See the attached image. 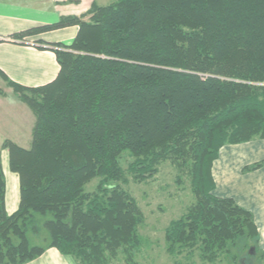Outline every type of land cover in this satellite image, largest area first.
Instances as JSON below:
<instances>
[{"label": "trees", "instance_id": "trees-1", "mask_svg": "<svg viewBox=\"0 0 264 264\" xmlns=\"http://www.w3.org/2000/svg\"><path fill=\"white\" fill-rule=\"evenodd\" d=\"M68 25L78 27L70 45H45L59 66L51 82L25 87L0 72L35 116L29 148L1 145L19 204L6 213L0 157V264H25L46 248L76 264H141L144 214L124 187L165 162L193 197L164 228L167 253L203 263L256 254L252 214L213 194L210 168L222 146L264 139V0L92 3L12 38ZM39 225L43 246L29 239Z\"/></svg>", "mask_w": 264, "mask_h": 264}, {"label": "crops", "instance_id": "crops-1", "mask_svg": "<svg viewBox=\"0 0 264 264\" xmlns=\"http://www.w3.org/2000/svg\"><path fill=\"white\" fill-rule=\"evenodd\" d=\"M92 3L101 0H0V72L19 85L39 87L51 82L59 66L54 52L47 43L70 45L78 27L68 25L26 36L23 40L12 35L30 28L51 25L62 17L81 16ZM6 90L12 91L16 99L7 103L5 91L0 93V113L11 112L12 119L0 115V157L5 178L4 208L13 213L19 204V181L8 164V150L2 149L5 140L27 143L35 121L31 109L22 102L12 87L0 75ZM1 85V86H4ZM1 90V88H0ZM263 163L255 169H246ZM214 182L213 194L232 198L235 203L252 214L258 233V250L264 254V139L255 138L247 142L222 146L210 168ZM25 264H76L68 255L56 248H46L34 260Z\"/></svg>", "mask_w": 264, "mask_h": 264}, {"label": "rangeland", "instance_id": "rangeland-1", "mask_svg": "<svg viewBox=\"0 0 264 264\" xmlns=\"http://www.w3.org/2000/svg\"><path fill=\"white\" fill-rule=\"evenodd\" d=\"M116 0H101L107 5ZM0 81V93L5 91L7 97L4 100L10 104L11 99H16V95L6 90V86ZM3 119H12L14 114L9 112L0 113ZM34 116V115H33ZM23 148L30 147V139L27 143H15ZM131 157L123 154L121 165L126 169ZM129 182L125 185V190L129 192L137 201L144 214V222L140 225L139 231L142 239V249L137 257L141 264H264V257L260 253L249 254L247 249L238 252V260L234 263L225 256L214 263H203L198 257L191 259L185 255L179 257L171 256L166 251L164 242V228L170 220L179 217L193 201L186 176H182L181 183L176 182V171L168 162L159 166L158 173L146 182L136 183L128 176ZM95 181H91L85 187L89 190ZM43 219V217H40ZM40 231L37 235H29L32 244L43 246L46 243L47 231L39 225ZM258 247V246H257ZM240 260V262H239Z\"/></svg>", "mask_w": 264, "mask_h": 264}, {"label": "water", "instance_id": "water-1", "mask_svg": "<svg viewBox=\"0 0 264 264\" xmlns=\"http://www.w3.org/2000/svg\"><path fill=\"white\" fill-rule=\"evenodd\" d=\"M248 252H249L250 254H253V253H254V249H253V248H250Z\"/></svg>", "mask_w": 264, "mask_h": 264}]
</instances>
